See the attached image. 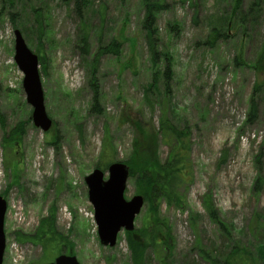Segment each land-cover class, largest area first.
<instances>
[{"label": "rangeland", "instance_id": "374dc122", "mask_svg": "<svg viewBox=\"0 0 264 264\" xmlns=\"http://www.w3.org/2000/svg\"><path fill=\"white\" fill-rule=\"evenodd\" d=\"M87 1L77 16L75 0H0L3 264L46 262L41 246L23 244L14 233L35 232L53 207L56 225L73 244L62 254L76 255L81 264H134L124 230L115 246L101 243L85 176L99 167L109 179L101 167L105 151L131 170L144 149L166 161L172 143L159 129L165 118L189 132V178L180 188L183 207L164 201L159 208L172 238L167 261L150 247L144 251L148 263L211 264L209 255L224 260L239 247L251 264H264V0H162L168 5L157 11L155 27L161 56L173 58L167 93L164 63H154L143 27L148 2L159 0ZM214 28L224 35L207 44ZM16 29L42 59L53 122L47 132L33 122L24 75L13 59ZM112 42V51L100 53ZM95 67L100 111L93 108L90 83ZM20 125V138L9 142ZM135 194L141 193L132 178L125 196ZM208 199L225 227L210 215ZM148 207L147 200L137 227L149 224ZM155 234L162 237L158 225Z\"/></svg>", "mask_w": 264, "mask_h": 264}, {"label": "trees", "instance_id": "16d2710c", "mask_svg": "<svg viewBox=\"0 0 264 264\" xmlns=\"http://www.w3.org/2000/svg\"><path fill=\"white\" fill-rule=\"evenodd\" d=\"M257 2L258 0H256L253 4H256ZM75 4L77 16H83L87 6L90 5L89 1L87 0H75ZM167 5L168 4L162 0H159L156 3L148 2L146 7L147 14L143 22V27L145 28L148 36V43L152 51V59L154 60V63L158 64V60L163 61L164 63L162 75L164 78L165 87L167 88L165 90L166 93L170 90V80L173 77V58H171V55L168 52L164 53L163 56H161L160 54V51L158 49V29H156L155 27V21L157 11L162 8H166ZM211 33L212 34L208 36V41L206 42L207 44L209 43L211 45L215 44L219 40L221 35H224V33H221V31L219 33H216V28H214ZM87 38L88 36L86 34L82 35L81 39L85 43L84 50L87 49ZM112 45L115 44L112 42L108 45L103 46V48L99 49L100 53L112 51ZM39 60L40 64H42L41 57L39 58ZM95 70L96 67L92 71L93 75L90 81L91 85H93L95 88L93 108L95 109L96 107L97 110L100 111L99 107L101 100L97 92L98 85L96 83ZM151 86L152 83L150 87ZM1 89L2 88L0 86V93ZM251 113V119H253L257 114L255 102L252 104ZM21 125L23 126L24 124ZM21 125L18 129H15L10 133L8 139L9 142L20 138V130L22 129ZM159 129L161 130V133L162 131L164 133V135L162 134L163 138L164 136H166L169 142L172 143L171 153L169 154L168 159L162 162L160 158L154 154L153 151H145L144 149L142 151V159L138 158L134 160L130 173V179L133 178L136 188L141 193V195L145 197L146 202L147 200L149 202V210H147V213L149 215L148 217H150L149 224H147L146 226L141 222L142 226L136 227L134 231H125L128 246L131 248V251L134 254V257H132L134 264H149L151 262V258H149V260L144 257V251H146L150 247L152 248V250L156 248L154 250V253L163 254V262L167 261L164 253L167 252L168 249L170 250L171 246L169 245V240L171 238V234L169 233L170 227L169 229H167V222H165L162 217H160L159 208L161 207V203L164 201L171 205L176 204V206L179 207H183L182 204L183 202H185L184 196L180 192V188L184 184H186L189 178V132L186 129L182 131L166 118L161 119ZM108 138L111 140V137L109 135ZM170 138H172L174 141H171ZM18 141L19 140H17L16 142ZM156 143L157 140H155L154 138L153 141H151L153 149L156 148ZM107 149L110 150L111 146L109 145ZM105 152L109 155V157L108 160L101 165L103 169H107L110 161L113 159V155H111L107 151ZM150 163L152 164V166ZM206 207L208 208L209 213L213 217V219H216L222 227H225L224 223L220 219H218V213L213 207L211 200L208 199L206 201ZM50 212L51 216L44 219L42 218L40 221V225L35 232L14 233L16 234V239L19 242L23 244L32 243L43 248L44 255H46V258H48L44 264L53 262L56 256L60 255L62 252H65L66 250H70V248L73 246L69 237L65 233L60 232L59 227L56 225V211L54 212V207ZM147 213H145V216H147ZM157 225L162 235L160 239L159 236L155 234ZM227 255L228 256L224 260H218L209 255L208 261L211 264H251L250 257H248V254L246 255V252L242 248L233 247L230 252L227 253ZM37 264H39V262H37Z\"/></svg>", "mask_w": 264, "mask_h": 264}, {"label": "water", "instance_id": "95a60500", "mask_svg": "<svg viewBox=\"0 0 264 264\" xmlns=\"http://www.w3.org/2000/svg\"><path fill=\"white\" fill-rule=\"evenodd\" d=\"M15 61L24 74L23 90L26 101L33 107V122L43 131H48L53 125L49 116L42 87L39 55L32 51L20 29L15 32ZM109 179H105V171L97 167L86 175L89 190V200L95 213L98 236L104 246L116 245L118 234L123 230L135 229V218L142 211L145 204L144 196L135 194L126 199L130 166L123 161H115L108 165ZM7 200L0 195V264H3L6 249L5 216ZM50 264H80L76 255L61 254Z\"/></svg>", "mask_w": 264, "mask_h": 264}, {"label": "built area", "instance_id": "2783aa9c", "mask_svg": "<svg viewBox=\"0 0 264 264\" xmlns=\"http://www.w3.org/2000/svg\"><path fill=\"white\" fill-rule=\"evenodd\" d=\"M12 63H14V62H12ZM12 85H13V83H12ZM16 250H17V252H18L19 249L16 247Z\"/></svg>", "mask_w": 264, "mask_h": 264}]
</instances>
